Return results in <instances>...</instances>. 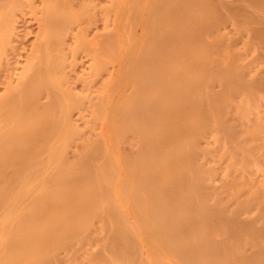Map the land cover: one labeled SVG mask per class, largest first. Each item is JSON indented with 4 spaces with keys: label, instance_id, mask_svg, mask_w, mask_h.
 Wrapping results in <instances>:
<instances>
[{
    "label": "bare ground",
    "instance_id": "bare-ground-1",
    "mask_svg": "<svg viewBox=\"0 0 264 264\" xmlns=\"http://www.w3.org/2000/svg\"><path fill=\"white\" fill-rule=\"evenodd\" d=\"M205 1H166L168 5L174 4L176 9L178 8V14L174 15L173 18L170 13L173 12L174 7L170 6L172 7L170 13L167 11L168 9L165 12V9L161 11L162 8H157L160 10L158 15L161 14L162 17L159 16L157 19L159 22H156L160 23L162 18L163 32L160 33L159 29H155L159 32L155 35H160V37L157 36L159 39H156L157 47L153 42L148 43V39L145 43L148 45L153 43L156 47L153 49L156 51L152 50L165 52L168 59H166L167 61L163 59L165 62L160 63L148 58L149 61L146 58L148 63H141L144 65L141 67L140 76L143 77L147 73L150 76L146 80L144 79L146 82L137 85L139 90L137 89V95L130 101L132 103L126 105L127 107L122 106L118 110L115 109L116 103V106L112 105L115 106L117 115L122 119L119 121L123 123V130L135 132L141 135L143 139L137 156L129 160L130 162L127 161L129 162L127 164H129L130 177L134 181V188H136L132 198H135L133 200L140 207L142 200H138L137 203L136 192L143 191L147 194V205L142 211L144 214L141 216L146 214L144 217L148 220L146 224L150 223L149 225L153 228L152 231L158 235L167 251L180 258L185 264H264V219L262 224L259 222L261 217L256 219L261 225L254 220L256 217L252 218L253 220H244L242 213L247 210L252 202H237L234 207L229 206L213 192V188L208 182L207 171L200 164L191 160L198 147V137L212 126V122H215L231 138L234 136L233 133L237 131L234 132L235 127L232 125V128L230 123L229 125L226 123L225 108L230 105L229 103L235 94L250 92L251 89H255L254 83L258 85L256 81L253 83L250 80L251 82H249L243 73L231 67V64H219L216 70L210 73L208 68L211 63H206L202 70L198 65L200 60L197 61L198 63L193 61L198 58H208L210 62L213 61L210 47L212 44L205 45L203 41H207V37L201 39L202 35L196 30L197 27L202 28L209 23V27L214 25L211 20L208 21V18H217L216 14L214 17L212 2L205 3ZM137 2L138 4L142 3L140 0ZM248 3L252 8L254 7L255 13H249L248 6L246 7L247 11H244V8L239 9V5L236 4L235 6L238 7L236 11V7L232 6V9L237 12L235 15L241 16L243 23L246 24H264V20L260 16L261 13H264V0H248ZM62 6L59 0H55L49 6L48 15H46V17L48 16V25H45H47L46 28H51L53 32L55 29L58 30L59 24H63L61 19L65 24L68 23V20H73L71 19L73 15H68ZM138 7L141 6L138 5ZM138 7L135 6L136 9H134L137 12L140 9ZM142 8L144 12L145 7L142 6ZM176 9H174L175 12ZM217 11L219 10L217 9ZM163 12H165L164 16L167 15L166 13L169 14L165 19ZM232 13L234 14V12H231V16ZM133 15L135 17V14ZM155 15L157 16V14ZM187 15L189 17L194 15L195 17L192 16V18L194 17L195 20L193 19V22L187 24L190 25L187 29L180 30L182 27L180 24L183 21L179 24L178 19L186 18ZM138 16L140 18V13ZM132 20L134 23V18ZM152 23L154 24V20ZM161 23L160 25H162ZM177 24L181 27L176 26ZM184 24L183 26L186 25ZM61 27L59 29H62ZM193 27L196 33L186 32L190 28L192 30ZM57 30L56 40L58 41L57 45H59L62 43L63 39L61 41V38L63 37ZM195 30L192 31L195 32ZM61 34H63L62 31ZM0 35L3 37V33ZM256 35L264 42V25L256 28ZM116 38L110 37V39ZM112 41V46L120 44V40L119 44L116 42L112 44ZM119 46L117 47L119 48ZM151 47H146L147 51H150L149 48L151 49ZM57 48L59 49L58 46ZM146 48H144L145 51ZM116 51L118 53V50ZM47 52L50 53L48 50ZM150 52L149 55L151 56L152 53ZM155 52H153L155 56L153 55L151 58L155 59L159 54H162H155ZM56 53L58 51L52 53L54 55L51 57L45 52L43 57L40 56L41 59L37 58L40 63L36 62L35 73H30L34 75L30 81H26L25 86L22 85L24 87L19 90L21 91L19 97L15 98L17 101L8 107L9 110L5 115L6 124L1 129L0 264H56L59 258V250L70 246L82 233L85 234L91 228L93 221L100 216H108L107 218L113 222L111 227L113 239L110 246L111 253L114 255L112 257L120 259L125 264H147V262L139 259L141 258L140 254H136L139 257L134 255L138 250V241L142 240L136 235L137 225L134 223V229L126 217L122 215L123 212L122 214L118 212L115 203L114 198L118 199L116 196L117 188L114 189V184L118 181H116L115 170L117 171L118 168L114 169L111 164L116 165L113 161L115 155L110 147H114L116 143L113 142L114 145L108 146L110 152H113H111L112 156H114L111 163L107 157L108 149L103 148L100 143V147L96 145L88 154L82 156L78 154L76 155L78 158H73L75 160H68L67 145L71 142L69 141L71 137L77 134V126L73 125L75 123H71L69 118L70 106L73 104L71 108L74 109V105L76 106L81 102V97L76 98L75 94H70L71 91L65 93L58 88L60 76L58 75L57 79L56 75L59 73V69L61 70V66L58 65L61 62V56ZM55 55L56 57H54ZM108 55H110L109 51ZM111 55L115 57V54ZM53 57L60 61L54 64L57 60ZM141 59L144 60V58H140V62ZM206 68L207 71H205ZM98 69L100 68L98 67ZM118 70L120 69L118 68ZM207 76L222 83L219 92L207 89L205 84ZM139 81L142 80L139 79ZM60 83L62 84V80ZM263 85L264 83L261 86ZM44 92L48 93L50 100H44L45 103H42L41 98H44L42 97ZM49 96L46 98L48 99ZM237 106L241 107L242 105L237 104ZM77 108L79 107L77 106ZM246 108L245 106L244 112ZM104 112L107 113V110ZM97 120L98 122L104 121L98 118ZM102 122L99 123L102 125ZM219 130L221 131V129ZM239 141L242 140L239 139ZM168 143L169 148H167ZM105 144L104 146H107ZM107 144L109 145V143ZM236 147L234 146V148ZM86 148L88 149V147ZM162 152L166 153L164 158H162ZM99 158L102 161L97 163ZM244 159L246 160V158ZM161 166L164 167L163 169H167V173L159 176L158 168ZM124 178L121 183L126 179L129 180V178ZM155 178L158 179V182L155 181ZM125 183L120 184L122 189H126L127 183ZM128 188H131V185ZM139 195L142 197V194ZM142 206L143 203L141 208ZM138 218L139 221L146 220L140 217V214ZM143 221L139 225H143L145 223ZM146 224L143 226L148 229ZM211 233L214 235L229 234L231 244L228 247L222 246V242L214 240ZM151 235L154 236L152 233ZM141 243L143 246L144 242Z\"/></svg>",
    "mask_w": 264,
    "mask_h": 264
},
{
    "label": "rangeland",
    "instance_id": "rangeland-1",
    "mask_svg": "<svg viewBox=\"0 0 264 264\" xmlns=\"http://www.w3.org/2000/svg\"><path fill=\"white\" fill-rule=\"evenodd\" d=\"M54 1L55 0H0V28L2 26L0 34L3 33V37L0 35V133L3 125L6 124L5 115L9 110L8 107L17 101L15 98L19 97L21 92L19 90H21V88L27 84L26 81H30L34 75V66L37 67V64L35 63H40L37 58L41 59L45 52L47 55L49 54L52 57L54 55H52V53L57 51L59 53V49H61L59 53L61 56H59L61 60L60 64L58 63L60 60H57L58 58H54L56 55L53 57L57 60H55L56 62L54 64L58 63V65L61 66L59 73L57 72L58 74H55L57 79L58 75L60 76V79L58 80V88L65 93H70L71 91L70 94H75L76 98L78 96V98L81 97V102L76 106L74 105V109L71 108L73 104L70 106L69 113H71V116L69 115V118L71 123H75L73 125L77 126V134L71 137L69 140L71 142L67 145L66 153L68 160H75L77 157L76 155L78 154H80V156L88 154L89 151H91L96 145L100 147V144H102V147L106 150L108 149L107 157H109L108 159L110 163L114 157L112 155L114 154L115 157L113 158V161H115L114 163H116V165H114L117 167H115L113 163L111 164L114 169L118 168L117 171L115 170L116 176L121 178L116 177V181L118 180L117 182L119 184L114 181V189L117 188V190H115L117 192L116 196L118 197V199L114 198L115 203L117 205L118 212L121 214L123 212L122 215L126 217L128 223L132 225L134 229V225H137L138 230L135 229L137 233L136 235L138 238L142 239H138L139 241L137 240L140 244L138 243V252L136 251L134 255L140 254L141 258L139 259H142L145 263L147 262V264H152V262L153 264H168L170 261L171 262L169 264H182L184 262H182L180 258L167 251L164 243H162V241L158 238V235L152 231L153 228L149 225L150 223L146 224L148 221L147 218H144L146 217V214L141 216V214H144L142 211H144L147 205V194L143 193V191L136 192V196H138L137 203L138 200H142L140 201L141 204L139 202L140 207L137 206L135 200H133L135 198H132L135 194H133V191L135 192L136 188H134V181L130 177L129 164L127 163L130 162L129 160L137 156L143 139L141 135L135 132H127V130H123V123L121 122L122 119L119 115H117L115 110L120 109L122 106L127 107L126 105L132 103L130 101L134 99L139 90V86L137 85L146 82L145 80L150 76L148 73L146 74L148 76H140L141 67L144 65L141 63H148V58H150V60L152 59V61L154 60L155 62L159 61L160 63L165 62L163 59H168L165 52H155L157 47L156 39H159L160 37V35H155V33L158 34L159 32H163V24L161 23L162 18L160 20L162 25L158 23L159 21L157 19H159V16L162 17L161 14L158 15L160 13V8H162L161 11L165 9V12L168 9L167 11L170 13L172 7L176 9V5H168L167 2L169 0H140L142 3L139 4L137 2L139 0H59L68 15H73L71 18L73 20H68V25V23L65 24L63 19H61V23H63L61 25L63 26L61 27L59 24L58 27H61L62 29L57 27L58 30L55 29L53 32L51 31V28H46L48 25V16L46 17V15H48L50 4ZM177 1L179 2L180 0ZM208 1L212 2L214 17L217 15V18H215L217 20L213 17L211 19L208 18V21L210 22L211 20V23H214V25L212 24L209 27V23V25H205L202 28L197 27L196 30L203 36V38L201 36V39H206L207 37V41H203L205 45L212 44L210 47L213 61L210 62L208 58H198L193 61H196L195 63L199 62L198 65L202 70L206 63H211L208 68L210 73H213L219 64H231V67L235 68L238 72L240 71L243 73L244 77L248 79L249 82L252 81L254 83L256 81L258 85L254 83L255 89H251L250 92H240V94H235L237 95H234L235 99L233 98L229 103L230 105L225 108L224 118L226 119V123H228V125L230 123L232 128L233 126L235 127L234 132L237 131L236 133H233L234 138H231L215 122H212V126L206 130L203 135L198 137V147L191 160L200 164L207 171L208 182L213 188V192L220 196V199L222 198L224 202L229 204V206L234 207L237 202H252L249 204L250 206L247 210L242 213V218L249 221L250 219L253 220L256 217L254 220L257 221L256 219L261 217L260 221H258L262 224L264 219V85H261L264 83V42L262 39L257 37L256 28L261 26L263 27L264 24H246L245 22L243 23L241 16L238 14L235 15V13H237L235 11L238 8L235 6L236 4L237 6L239 5V9L244 8V11H247L246 7L248 6L247 8L248 11H250L249 13H255V9L253 10L254 7L252 8V6L249 5L248 0L244 2L243 0H206L205 3ZM134 4L136 7H138V5L141 6L138 7L141 11L140 9L138 12L137 10H134L136 9L135 6L133 8ZM126 5H128L127 8ZM142 6L145 7V13L143 12ZM232 6L236 7L235 11L232 9ZM174 9H172L173 12L171 11L173 15L170 13L172 18L174 15L178 14V8L176 9V12ZM217 9L219 11H217ZM165 12H163L164 19L169 15L166 13L167 15L164 16ZM231 12H234V14L232 13V16ZM139 13L140 18L138 16ZM133 14H135V17ZM155 14H157V16ZM261 14L260 16L264 20V13ZM187 16L184 18V15V17H182L183 19H178L179 24L183 21L182 24H180L182 25V27L180 26L181 28L178 26L179 24L176 25L180 28V30H183L184 28L187 29L190 26L187 24L195 20L194 15H192L194 16L193 18L192 16ZM132 18L135 20L134 23ZM224 18L226 19L224 20ZM153 20L154 24L152 23ZM156 23L158 24L156 25ZM183 24L185 26H183ZM6 26L7 28H5ZM193 28L192 30L194 31L195 28ZM155 29H159V32ZM56 30L57 32L59 31L61 37H63L61 38V41L62 39L63 41L62 43L60 41V46L57 45L58 41L56 40ZM60 30L63 34H61ZM192 30L190 28L186 32H189L190 34L191 32L196 33V30L195 32ZM148 36L150 37L148 38ZM110 37H117L116 39H118V41H116V39H110ZM147 39L148 43L153 42L156 47L153 43H151L153 45H150L154 47L145 43ZM109 40H113L112 44L115 42L116 44H119L120 40V46H117L121 49L119 50L115 44V47L112 46L111 41L109 44ZM57 46L59 49H56ZM148 46L151 47V49L149 48L150 51L153 48H155L153 49L155 51H147ZM115 48L118 50V53H116L117 51ZM144 48H146L147 52ZM47 50L50 53H48ZM212 50H214V53ZM108 51L110 52V55L115 54V57L108 55ZM149 52L152 53L151 56L149 55ZM153 52H155V54H162H159V56L154 59L151 58L154 55ZM217 54L219 55L217 56ZM140 58H144L146 61L141 59L142 61L140 62ZM61 63L63 64L61 65ZM98 67L100 69H98ZM118 68L120 70H118ZM116 70L119 75L116 73ZM205 71H207V68ZM31 72H33V75L30 74ZM61 75L64 78H61ZM117 76L119 79H117ZM139 79L142 81H139ZM212 79L213 78L208 76L205 78L207 89L210 91L213 90V92H219L222 88V83L214 79L213 81ZM60 80H62V84L60 83ZM23 84L24 86H22ZM45 94L47 95L45 96ZM47 96H49L47 92L42 93V97H44L41 98L42 103L50 100V96L48 99L46 98ZM237 104L242 106H237ZM112 105H115L117 108L114 106V109ZM77 106L79 108H77ZM245 106L247 108L244 112ZM106 110L107 113L104 112ZM239 110L243 111V113H241V111L239 112ZM97 118L104 120L103 122L99 121L102 122V125L98 122ZM219 129H221V131ZM237 133L238 135H236ZM113 136L116 137L117 140L114 139ZM238 138L242 141L240 142ZM247 140L249 141L247 142ZM107 143H109V145ZM104 144L107 146H104ZM110 145H114L116 148L113 149L114 147H110V149L112 148L111 150L114 152L113 153L111 151L113 154L110 152L108 147ZM234 146L236 148H234ZM86 147H88V149ZM167 148H169V143ZM109 153H111L110 156ZM162 153V158H164L166 153ZM244 158H246V160ZM100 160L102 161V159L99 158L96 162L99 163ZM163 168V166L158 168L159 176L167 173V169ZM122 177L129 178V180H125L127 181V184L125 181L123 182L127 186L125 187L126 189H122L123 187L120 185L123 184L121 183L123 181ZM155 181L158 182V179L155 178ZM130 185L131 188H128ZM139 194H142V197H140ZM125 197L127 198L125 199ZM131 198L132 200H130ZM142 203L143 210L141 208ZM139 214L140 217L146 219L144 221L142 220L143 223L145 222L143 225H148V229L150 228L152 232L146 229V226L139 225L142 223L141 220L139 221ZM107 217L108 216H100L96 218L93 221L91 228L85 234L82 233L80 235L81 238L78 237V239L73 241L70 246L60 249L59 258L56 264H125L120 261V259L118 260L117 258L115 259V257H112L113 254L111 253L112 250L110 246L113 239L111 228L113 222ZM148 231H150L154 236L152 237L151 233H148ZM211 237L218 242L221 241L222 246L224 247H228L231 244L229 234L223 233L222 235H214L211 233ZM140 241L144 242L143 246H141L142 243ZM228 252L230 253L231 251L229 250Z\"/></svg>",
    "mask_w": 264,
    "mask_h": 264
}]
</instances>
